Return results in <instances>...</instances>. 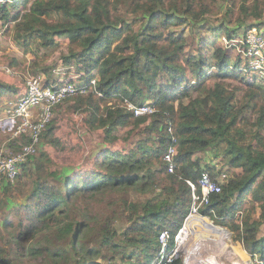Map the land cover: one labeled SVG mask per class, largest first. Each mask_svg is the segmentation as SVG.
Segmentation results:
<instances>
[{
    "label": "trees",
    "instance_id": "16d2710c",
    "mask_svg": "<svg viewBox=\"0 0 264 264\" xmlns=\"http://www.w3.org/2000/svg\"><path fill=\"white\" fill-rule=\"evenodd\" d=\"M220 1L226 3L223 16L209 23L214 39L260 28L264 0L0 4L3 24L12 22L7 32L33 55L31 73L51 78L55 67L69 73L75 65L86 73L84 83L97 74L96 90L102 93H78L58 104L85 113L88 128L99 132L91 166L59 167L42 149L20 165L15 183H1L0 264H150L159 233L169 230L172 243L189 211L187 180L196 182L204 170L221 189L200 207L201 214L227 227L251 256L264 261V81L237 68L240 57L217 41L210 51L201 45L188 50L187 37L174 31L206 21ZM233 21L236 26L229 25ZM48 48L60 53L43 63L37 52ZM20 63L12 57L9 65ZM9 92L23 93L0 79V97ZM123 99L152 102L157 110L134 116ZM54 128L53 119L41 138L47 141ZM134 136L129 148L118 146ZM172 137L176 152L169 171L163 155ZM217 156L225 169L212 161ZM112 193L99 216L78 203Z\"/></svg>",
    "mask_w": 264,
    "mask_h": 264
},
{
    "label": "built area",
    "instance_id": "2783aa9c",
    "mask_svg": "<svg viewBox=\"0 0 264 264\" xmlns=\"http://www.w3.org/2000/svg\"><path fill=\"white\" fill-rule=\"evenodd\" d=\"M8 0H0V4ZM217 42L227 48L234 55L240 57V68L248 72L257 73L259 80H264V33L250 27L240 36L228 38L226 35L218 37ZM54 71V70H53ZM61 71H64L61 68ZM67 77L65 72L59 77L57 70L51 78L37 74L26 80V90L8 110L9 117L17 120V128L13 132L12 139L16 137L18 146L10 145L0 147V184L4 180L13 183L20 172V165L25 163L34 154L40 144L43 130L52 118L55 106L66 98L94 90L98 96L102 93L96 90L97 75L84 83L81 80L83 74L73 78L72 73ZM80 73V72H77ZM64 75L66 79L64 78ZM191 83L194 80L191 79ZM134 116H141L156 111L152 102L135 104L123 99L121 102ZM171 132V129H167ZM176 152V139L172 137V143L163 155V160L168 162V170L173 171V156ZM191 187L192 202L189 211L184 217L182 225L172 237L169 230L164 229L158 235L159 248L150 264H171L175 259H180L181 264H209L208 257H217L221 264L215 247H207V239L203 236L195 237L201 224L207 223L206 216L200 212V207L210 201L211 195L220 191V184L213 180L208 171H202L196 182L187 180ZM1 188V186H0ZM198 188V189H197ZM195 239L191 242V240ZM206 245V246H205Z\"/></svg>",
    "mask_w": 264,
    "mask_h": 264
},
{
    "label": "rangeland",
    "instance_id": "374dc122",
    "mask_svg": "<svg viewBox=\"0 0 264 264\" xmlns=\"http://www.w3.org/2000/svg\"><path fill=\"white\" fill-rule=\"evenodd\" d=\"M8 1L12 2L13 0ZM225 6L226 3L224 1H220L217 12L209 16L206 21L200 22L198 24L188 22L174 29L175 33H182L187 37L186 48L188 50H195L196 47L200 45L202 46L203 52L210 51L212 49L214 42L217 41L220 35H218L216 39H214L216 36L212 37L211 31L209 30V23L218 24L220 22V19L223 16L222 11L224 10ZM52 18L56 19L57 16L54 15ZM249 22L258 23L257 20H249ZM259 22L261 23L260 28L257 26L253 27L264 33V13ZM11 24L12 22L3 24L2 19L0 18V79L13 83L19 88V92L21 90L23 92L28 77L40 74L45 78H48V75L42 71H38L35 74L31 73L30 62L33 58V55H31L29 52H25L23 48L13 40L11 32H7L6 26H10ZM234 24H236L235 21L229 23L230 26H236ZM244 28L245 27L242 26V29ZM59 46H64V41H60ZM37 53L39 55L38 58L42 59L43 63H49L58 59V54L60 51L58 48H48L44 51V53ZM234 56L236 57L239 55L235 53ZM12 57L17 58L21 62L19 66L11 67L9 65ZM241 66L243 65L240 64V66H237V68H240ZM61 68H63L64 71H61ZM75 68V65H72L68 68L70 71L67 73L66 68L59 65L55 67L54 71L57 70L56 74H58L59 77H62L66 72L68 77L71 75L72 71L76 70ZM54 71L52 72V75L54 74ZM80 74L86 75L84 71H81L80 73L73 72L72 77H78ZM247 74V76H251L252 78L257 76V73L253 72H248ZM64 78L66 79L65 75ZM262 84H264V82H262ZM20 94L21 93L18 94L9 92L0 97V147L7 145H10L11 147L18 146L16 137L12 139L13 132L17 128L18 121L10 119L8 110L14 105ZM58 104L55 106L51 118V120H55V128L52 130L50 136H48L47 141L45 139L43 140V138L40 139L38 149L34 154H32V156H37L42 149H46L50 157L55 161V164H57L59 167L69 166L73 167V169L77 167L85 169L91 166L90 157L98 149V145L102 139L98 131L90 130L84 122L86 118L85 113L68 109L65 102L62 108ZM123 132L124 130L122 133ZM134 138L135 136L129 141L125 140L124 142L119 140L117 144L122 148H129ZM212 161L218 163L221 168H226V165L223 164L224 162L220 156L212 158ZM221 179H224L223 175H221ZM2 193L3 189L0 188V200L2 198ZM130 196L135 197L132 194ZM140 196L142 197L144 195L142 194ZM111 199H113V193L111 195H100L93 199H89L88 201L79 199L78 203L88 206L89 212L91 214L99 216L108 207ZM20 200L21 197L18 196V200L16 201ZM206 218L207 223L201 224V226H199L200 229L196 232V234H194V236H203L206 238L208 241L207 247H213L215 242L219 241V238L223 236L222 240L225 245L219 252L216 248V253L223 264H264V261L259 260L257 255L251 256V254H249L247 250L244 249L242 243L236 242L233 239L232 232L229 231L227 227L211 220L207 216ZM263 228L264 225H262V230ZM195 237L191 240V242L195 239Z\"/></svg>",
    "mask_w": 264,
    "mask_h": 264
},
{
    "label": "bare ground",
    "instance_id": "6f19581e",
    "mask_svg": "<svg viewBox=\"0 0 264 264\" xmlns=\"http://www.w3.org/2000/svg\"><path fill=\"white\" fill-rule=\"evenodd\" d=\"M221 238H223V236H221ZM213 242V241H212ZM219 241H216L215 243H218ZM208 243V242H207ZM211 244V243H210ZM225 245V243H223V245L221 247H223ZM209 259V264H217L219 261L217 259V257L213 256V255H210L208 257ZM221 264H223V262H221Z\"/></svg>",
    "mask_w": 264,
    "mask_h": 264
},
{
    "label": "crops",
    "instance_id": "0c3cea01",
    "mask_svg": "<svg viewBox=\"0 0 264 264\" xmlns=\"http://www.w3.org/2000/svg\"><path fill=\"white\" fill-rule=\"evenodd\" d=\"M223 238H219V242L218 243H215V245L213 246V247H215V249L217 248V250H218V252L220 251V250H222V245H223V240H222ZM211 248V247H210Z\"/></svg>",
    "mask_w": 264,
    "mask_h": 264
}]
</instances>
